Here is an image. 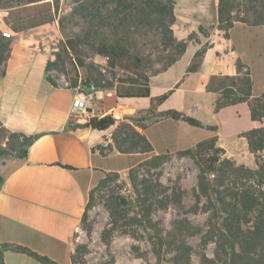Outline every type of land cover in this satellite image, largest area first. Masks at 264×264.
Listing matches in <instances>:
<instances>
[{
	"label": "crops",
	"instance_id": "crops-1",
	"mask_svg": "<svg viewBox=\"0 0 264 264\" xmlns=\"http://www.w3.org/2000/svg\"><path fill=\"white\" fill-rule=\"evenodd\" d=\"M182 2L175 0L176 20L172 29L178 41H187L186 49L166 70L150 77L151 97H139L145 103L138 106H118L119 99L125 97H118L115 88V104L107 107L108 92L103 89L102 98L93 100L88 114L74 124L72 102L78 86H54L49 81L47 63L50 54L25 45L8 57L0 75V129L19 133L22 137L37 135V138L28 147L25 156L0 153V176L3 178L0 184L1 242L23 245L61 264H72L80 242L76 232L81 227L90 191L107 173L126 172L134 167L110 166L108 158L125 155L135 157V164L140 162L138 157L141 153L103 155L98 146H107L112 141L107 134L108 129L78 125L91 116L121 110H145L151 107L152 98L170 92L169 97L159 105V111L171 109L169 100L182 94L185 102L188 97L200 100L210 96L214 101L211 111L217 116L232 110L238 118L241 111L251 117L247 102L216 111V102L221 94L209 91L207 85L213 75H237L240 60L244 63L243 71H249L254 81L253 94L264 93V74L256 70L257 66L260 70L264 69V25L236 22L227 35L218 27L219 0ZM201 26L206 33L199 30ZM192 33L196 36L189 39ZM203 48L204 54L196 59L198 68L190 71L196 53ZM153 85L160 88L155 90ZM181 110L185 112L182 107ZM166 120L178 125V120L171 117H161L151 124H162ZM205 124L218 128L206 136L198 129L202 127L184 125L189 134L183 139L184 143H189L187 148L217 134L219 145L230 157L236 158L230 152L236 145L232 147L233 143H224L222 120ZM259 126H264V118L262 121L252 119L247 129H237L229 137L235 138V143H243L249 151L247 139L242 133ZM168 139L172 140L174 136ZM176 140L180 142L182 139ZM179 150L183 149L168 148L155 154ZM4 260L6 264H43L27 254L12 250L5 252Z\"/></svg>",
	"mask_w": 264,
	"mask_h": 264
},
{
	"label": "trees",
	"instance_id": "trees-1",
	"mask_svg": "<svg viewBox=\"0 0 264 264\" xmlns=\"http://www.w3.org/2000/svg\"><path fill=\"white\" fill-rule=\"evenodd\" d=\"M58 1V0H55ZM110 2L101 0L80 1L74 8V12L84 18L93 20L101 19V25H108L104 20H119L118 24L131 23L140 25L156 26L161 32L160 41L165 47H176L177 56L182 54L187 46V41H178L173 33L172 25L176 20L175 0H116L110 18L102 15L103 10L109 11ZM102 5L106 7H101ZM9 8L4 17L3 24L9 25L15 32H24L41 25L49 24L56 20L59 4L50 0H33L20 4L19 7L13 5ZM218 27L228 31L236 22H246L253 25H264V0H219L218 7ZM93 22V21H92ZM113 24V23H112ZM201 32H206L204 27L199 28ZM192 33L189 39L195 37ZM83 39L80 37L68 38L66 47L71 52L75 60L80 64L83 62L82 46ZM3 41L0 39V45ZM98 52L108 60L111 67L121 66L130 71L133 75L125 79L128 84L119 83L116 86L118 97H151L150 76L142 71L144 57L138 52L132 51L128 46L123 45L120 40L111 42L104 38L97 46ZM205 49L199 50L195 55V61L189 67L190 71H195L199 59ZM177 58V57H176ZM174 58L169 65H171ZM54 63L48 61L47 71ZM237 75H213L207 89L219 92L221 96L216 102V111L228 105L247 102L250 107L251 118L262 121L264 118V93L253 94L254 81L249 71L244 70V63L240 60L237 63ZM49 81L58 86L56 81L48 75ZM230 80L231 83H226ZM90 82L86 83L89 84ZM77 87L78 83L74 85ZM165 93L157 98H152V105H160L169 97ZM157 116L171 117L176 120H184L197 127H208L210 130H217L216 125H206L200 119L188 115L178 109L162 110ZM156 117L154 114L143 117L132 118L136 124L127 121V118L115 113H102L91 116L85 123L79 126L92 127L98 130H107L115 126L110 135L111 142L107 146H98L103 155L114 152L121 153H150L154 151V146L146 134V120ZM132 120V121H133ZM246 137L249 150L255 156L256 168H250L244 164H237L234 159L228 157L225 149L218 143L217 134L198 141L193 147L177 151L180 156H189L199 167L198 185L199 192L195 193L198 205L202 196L207 198L206 211L210 213V230L204 236L203 242L215 241L217 250L214 257H209L202 253L199 264H264V126L254 127L242 133ZM16 144H10L0 148V153H12L17 145L22 150V156L27 154L28 147L37 138V135L22 137L19 133L12 132ZM109 149V151H105ZM168 158V154H155L148 157L146 164L154 167L161 166ZM130 178L138 190L141 199V212L132 220L143 225L149 234V239L153 245L159 263L165 261V249L173 248L175 253L172 257L174 264H193L192 246L183 238L182 233L193 234V224L186 217L176 224L171 232L165 233L152 217V205L149 199L155 195L164 194L161 207L166 208L171 203H182L183 191L163 187L162 183H153L148 178L138 180L135 167L130 169ZM106 177L101 183H106ZM3 178L0 176V184ZM94 196L90 192L89 200L83 219L86 217L87 209L92 206ZM127 199L122 197L118 201L114 198L109 203L112 217L115 224L121 218L128 215L125 206ZM198 207V206H197ZM195 207L193 210H198ZM186 232V233H185ZM110 236H105L109 241ZM12 250L27 254L43 264H61L50 257L40 254L29 247L11 244L0 241V264H6L4 254ZM74 256V255H73Z\"/></svg>",
	"mask_w": 264,
	"mask_h": 264
},
{
	"label": "rangeland",
	"instance_id": "rangeland-1",
	"mask_svg": "<svg viewBox=\"0 0 264 264\" xmlns=\"http://www.w3.org/2000/svg\"><path fill=\"white\" fill-rule=\"evenodd\" d=\"M27 1L33 0H0V9L8 11L9 8L7 6L13 5L15 8ZM50 1L55 2V4L58 2L59 11L56 20L49 24L15 33L10 29L9 25H4L0 22V39L3 41V44L0 45V75L4 70V64L8 57L14 51H18L20 47L29 45L32 48H37L50 54L49 61L54 63V66L52 65L48 73L58 85L72 86L78 83V86H83L87 85L86 83L88 82H95L100 88H104L108 92L105 106L112 107L115 104L113 89L119 83L127 85L128 82L125 79H128L133 74L121 66L111 67L108 60L98 52L97 46L104 38H108L111 42L120 40L123 45L142 55L144 57L142 71L150 77L166 70L171 61L177 57L176 47H165L162 45L160 41L161 32L156 26L131 23L118 24L119 20L117 19L104 20L109 24L101 25L100 22L103 18L96 20L87 19L74 12V8L79 5L80 1L90 0ZM104 1L113 2L116 0ZM177 1H183V4L185 1L209 0ZM112 2H110L111 8H109V11H102V15L105 18H110V14H112V7H114ZM101 7L106 6L102 5ZM5 31L11 34L6 35ZM75 37L83 39L81 46L82 64L75 60L74 55L66 47L67 39ZM256 70L264 74V69L260 70L259 66H257ZM178 73H180V70ZM226 83H231V81L227 80ZM153 86L155 90L160 88L157 85ZM213 102V98L210 96H204L200 100L188 97L185 102L184 96L177 94L169 100L168 104L170 108L179 110L182 107L186 113H193L191 115L199 118L204 123L209 124L215 122L216 119L222 120L224 125L222 132L223 139L225 138L224 143L229 145L233 143L230 145L232 147L236 145L234 150H230L231 153L236 155V158L234 156L231 158L237 164L256 168L254 154L250 150H246L243 143H235V138L229 137L237 129H247L251 125V117L241 111V116L238 118L232 110H227L222 116H217L216 113L211 111ZM143 103H145V100H139V98H121L118 106L130 107ZM197 105L199 107H196ZM158 107L159 105L155 104L145 110H121L117 113L134 124L136 122L132 119L133 117L137 118L154 114L156 117L145 122L146 125H149L161 118V116H157L160 112ZM93 111H95V107ZM79 119L80 117L73 113V123L77 124ZM171 123L174 122L166 120L162 124L156 123L147 127L146 132L155 147V151L139 154L140 162L135 164V157L125 155H114L108 158L107 161L110 166L118 168L134 166L139 181L143 178H148L153 183H162L169 194L172 189L176 191L175 193L184 192L181 204L171 203L168 207L163 208L161 207L162 199L166 201H169V199L163 198L164 194L159 193L151 197L149 203L152 205L153 220L164 229L165 233L174 229L175 221H181L185 217L190 220L195 232L186 235L182 233L183 236L181 238L185 239L193 248L192 263L199 264L202 253H206L209 257L215 256L217 243L215 241L203 242L204 236L210 230V213L206 211L207 198L205 196H202L201 202L196 205L195 193L199 192L198 165L191 157L180 156L177 151L163 153L168 154V158L161 166L154 167L146 164L148 157L154 156L156 152H163L168 148L174 147L184 149L189 146L188 142L184 143L183 141L184 138L189 137V134L184 130V125H191L183 120H178L177 126ZM114 129L115 126L110 127L107 134L111 135ZM198 129L203 131L206 136L211 133L208 127ZM167 135L174 136V139L182 140L180 142L174 141V139L169 140ZM8 143L12 145L17 142H15L10 132L0 129V148L6 147ZM105 151L107 152L109 149ZM12 153L20 156L23 154L18 145ZM225 154L230 157L229 154ZM105 177L106 183H101V179L90 191L93 193L94 198L92 206L87 209L86 217L82 220L80 229L76 232L77 236L80 237V242L73 256L72 264H161L158 262L148 232L143 225L132 220L137 214L140 215L142 196L139 195L130 178V169L126 172H109ZM122 197L127 199L128 204L125 209L129 216L121 218L115 224V219L112 217L108 205L113 198L120 201ZM195 207L198 210H193ZM108 235L110 236L109 241L105 239V236L107 237ZM174 253L173 248L165 249L164 264H174L172 260Z\"/></svg>",
	"mask_w": 264,
	"mask_h": 264
},
{
	"label": "built area",
	"instance_id": "built-area-1",
	"mask_svg": "<svg viewBox=\"0 0 264 264\" xmlns=\"http://www.w3.org/2000/svg\"><path fill=\"white\" fill-rule=\"evenodd\" d=\"M8 11L0 9V22H3L4 17ZM6 35H10V32H4ZM95 82H90L87 85L78 86L77 94L72 102V112L82 119L89 112V104L93 100L102 98V90Z\"/></svg>",
	"mask_w": 264,
	"mask_h": 264
}]
</instances>
